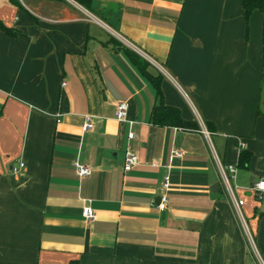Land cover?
Instances as JSON below:
<instances>
[{"label":"crops","instance_id":"0c3cea01","mask_svg":"<svg viewBox=\"0 0 264 264\" xmlns=\"http://www.w3.org/2000/svg\"><path fill=\"white\" fill-rule=\"evenodd\" d=\"M242 19L240 0H0L18 32L0 30V264H264V211L247 191L264 176L261 28L246 40ZM148 74L199 130L151 122ZM127 149L137 162L123 171ZM218 163L236 169L247 230Z\"/></svg>","mask_w":264,"mask_h":264},{"label":"trees","instance_id":"16d2710c","mask_svg":"<svg viewBox=\"0 0 264 264\" xmlns=\"http://www.w3.org/2000/svg\"><path fill=\"white\" fill-rule=\"evenodd\" d=\"M78 4L84 6L85 8L90 9L91 7V0H74ZM242 17L245 22V36H247L248 32V20L251 13L254 10H257L262 15V22H261V44H262V74H261V81L263 80L264 76V0H240ZM0 30L5 31L9 35H16L18 32L12 27H7L2 22H0ZM127 56L130 60L140 69V71L146 68V62L131 51H127ZM147 78L152 83L156 91V103L153 106V109L150 114V120L153 124L156 125H171L180 127L190 131L199 130V124L196 120H185L181 117L179 109L164 103L160 87H159V77H153L148 74ZM261 93V87H260ZM260 98V95H259ZM257 115L263 114V112L259 108V104L256 110ZM206 124V128L208 131H213V125L209 121H204ZM250 151L248 150H239L238 152V166L246 167L250 158Z\"/></svg>","mask_w":264,"mask_h":264},{"label":"built area","instance_id":"2783aa9c","mask_svg":"<svg viewBox=\"0 0 264 264\" xmlns=\"http://www.w3.org/2000/svg\"><path fill=\"white\" fill-rule=\"evenodd\" d=\"M128 110V104L125 101H118L116 103V109H115V118L117 121H125L126 120V114ZM92 128V124L88 121L87 117L85 119V122L82 126L83 131H88ZM204 133L206 135L209 134L204 129ZM133 133L129 132L128 137L130 139L133 138ZM181 156V151L179 150H172L170 153L171 159L174 157H180ZM137 162V155L127 149L124 153V161H123V171H129L131 167L136 164ZM73 165L75 167V170L77 174L82 177V176H87L90 173V168L88 166L82 165L77 161L73 162ZM18 166L22 167L23 164L19 163ZM219 167V174L220 178L222 179V182L224 184V187L226 188V192L228 195L229 200L231 201L232 208L240 220V223L242 224L243 228L246 229L245 225V219L242 215L241 212V206L243 205V200L240 198H237L234 195V188L237 187L236 185L231 184V180L234 179V174H235V167L233 165H226L222 166L220 163H218ZM14 172L17 170L16 167L12 169ZM169 187V176H165L163 183H162V188H163V193L160 195L159 200L156 204V208L158 210H163L166 207L167 204V189ZM247 191L249 192L250 195L253 196V198L262 205L263 211H264V176L259 177L256 181L252 182L251 185L247 188ZM82 216L85 221H91L95 218V214L93 209L89 206H83L82 208Z\"/></svg>","mask_w":264,"mask_h":264},{"label":"rangeland","instance_id":"374dc122","mask_svg":"<svg viewBox=\"0 0 264 264\" xmlns=\"http://www.w3.org/2000/svg\"><path fill=\"white\" fill-rule=\"evenodd\" d=\"M258 12L257 10H254L253 12ZM251 13L250 17H249V20H248V32H247V36H245V22L244 20L242 19L243 21V25H244V38L246 40H248L249 38V34L251 33V30H252V26L254 25V23L257 24L258 28H261V14H258L260 15V19L259 17L257 18V20H255V16H253L254 13ZM259 13V12H258ZM260 87H261V93H260V103H259V108H263L264 109V76H263V80L260 82Z\"/></svg>","mask_w":264,"mask_h":264}]
</instances>
